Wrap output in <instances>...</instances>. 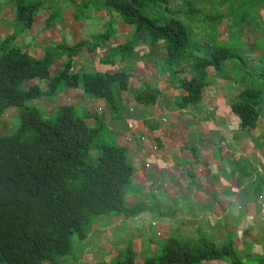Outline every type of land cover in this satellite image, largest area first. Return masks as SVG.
I'll use <instances>...</instances> for the list:
<instances>
[{
    "label": "crops",
    "instance_id": "obj_1",
    "mask_svg": "<svg viewBox=\"0 0 264 264\" xmlns=\"http://www.w3.org/2000/svg\"><path fill=\"white\" fill-rule=\"evenodd\" d=\"M60 1L61 15L44 0L31 26L20 30L15 3L0 0V40L18 30L12 44L43 58L57 44L92 41L112 30L94 50L84 48L71 57L60 50L49 71L55 74L70 59L75 73L124 72L128 84L119 91L117 109L88 96L81 85L60 86L40 103L47 112L64 103L82 106L89 124H102L105 138L126 148L134 173L125 201L145 209L94 219L90 230L102 233L89 239L95 252L80 261L111 262L125 239L132 242L134 264H143L144 250L157 254L170 238L200 244L201 249L212 243L224 251L227 245V250H235L237 264L247 257L264 261V0H169L189 33L185 56L178 61L168 56L166 41L125 23L100 0L97 8L91 0H69V5ZM82 7L87 8L85 14L77 10ZM51 14L55 17L47 27ZM125 44L133 47L108 59ZM221 47L229 48L233 57L220 69L207 66L199 101L178 106L187 92L181 79L197 77L193 59L210 57ZM46 83L33 79L27 85L38 84L44 91ZM134 89L152 90L157 100L137 102ZM245 90L260 97L259 115L251 127H241L232 109ZM87 236L80 239L82 244ZM98 253L101 259L95 260ZM227 258L230 254L221 252L198 264H231Z\"/></svg>",
    "mask_w": 264,
    "mask_h": 264
},
{
    "label": "trees",
    "instance_id": "obj_2",
    "mask_svg": "<svg viewBox=\"0 0 264 264\" xmlns=\"http://www.w3.org/2000/svg\"><path fill=\"white\" fill-rule=\"evenodd\" d=\"M10 1L15 3L22 25L19 29L23 30L31 26L44 0ZM98 3L118 13L125 23L166 41L168 56L173 61L184 58L189 33L183 21L174 16L176 12L168 6L169 0H100ZM158 3L169 14L164 22L147 14ZM54 17L51 14L46 19L47 27ZM16 33L18 30L0 40V115L15 108L20 122L16 130L0 131V264H65L62 260L71 249L72 235L79 239L86 237L97 216L135 215L145 209L142 205L126 204V185L131 182L134 169L126 148L100 139L102 124H89L86 112L83 117L73 104H61L53 116L46 117L32 102L43 95L53 96L60 86L81 85L88 96L102 98L116 110L119 91L126 89L128 78L124 72L75 73L70 70V59L50 75V65L59 57L60 50L70 57L84 48L94 50L107 41L112 34L110 29L92 41L72 46L57 44L43 58H35L14 46ZM132 47L133 44L120 45L107 57L110 59ZM231 57L232 51L221 47L210 57L194 58L197 77L181 79L187 92L178 106L199 101L206 84V67L220 69ZM31 79L48 80V88L44 91L38 85L25 88L24 83ZM133 93L140 103L152 104L157 100L152 90L134 89ZM259 99L257 93L245 90L232 105L241 127L255 124ZM124 245L118 247L113 261L97 264H134L132 242ZM201 246L170 238L157 254L145 255L143 264H198L221 254L212 243L207 249ZM228 248L225 245L222 252H228L231 264H237L235 250Z\"/></svg>",
    "mask_w": 264,
    "mask_h": 264
},
{
    "label": "rangeland",
    "instance_id": "obj_3",
    "mask_svg": "<svg viewBox=\"0 0 264 264\" xmlns=\"http://www.w3.org/2000/svg\"><path fill=\"white\" fill-rule=\"evenodd\" d=\"M68 3H67V5H69L71 2L69 1V0H66ZM91 1H93L92 3V5H93V7L94 8H97V5H98V3L96 2L97 0H91ZM171 2L173 1V0H170ZM47 2H48V4L49 5H51V7L53 8V10L55 11H60L59 12V15H61V12H62V7H63V1H60V0H47ZM89 6H91V4L89 5ZM77 10H78V12H84V14L87 12V8L86 7H82V8H77ZM14 11H15V8H14ZM147 14L150 16V17H153V18H157V17H159V21L160 22H164V21H166L167 20V17H168V13H166L165 11H164V5L162 4V3H158V4H156V5H154V8L152 9V10H147ZM15 15H16V11H15ZM58 15V16H59ZM16 17H17V15H16ZM18 19V18H17ZM18 27H21L22 25H20V23L17 25ZM229 69H227V71H228ZM27 86V85H26ZM26 86L24 85V87L26 88ZM81 87V86H80ZM32 103H35L39 108H40V110H41V113L44 115V116H46V117H51V116H53L54 115V112H47L44 108H42V105H41V103H37V101L35 100V101H33ZM76 111H77V113H79V114H81L83 117H85V112H83V108H82V106H80V105H78L77 107H76ZM0 120H1V122H0V131L2 132V133H8V132H10V130L11 131H13V130H16L17 129V127L19 126V115H18V113H17V109H15V108H9L6 112H5V114H2V115H0ZM1 123H3V124H1ZM101 131H103V136H101L102 135V132H101V135H100V139H102V140H105V141H107V142H110V140L109 139H107V138H105V134H106V132H105V130H103V128H101ZM98 136H99V134H98ZM109 137V136H108ZM130 186V183H128L127 185H126V191L128 190V187ZM133 186H135V184H133ZM125 197H126V194H125ZM108 217V215H105L104 216V218H107ZM97 218V217H96ZM95 218V219H96ZM106 221V220H105ZM90 231V232H89ZM88 232H89V235L87 236V240H86V242H85V244H82L81 243V241H80V239L77 237V235H72V245H71V249H70V251H69V253L66 255V257L62 260V262L63 263H65V264H71V263H73V262H75V261H77V263H79V264H83L84 262H81L80 261V257L81 256H88V255H91V254H93L94 252H95V249L93 248V246L91 245V243H89V239H91V238H93V237H95V235L96 234H99V233H102V232H99V233H92V231L90 230V229H88ZM117 232H115V234H116ZM210 241V240H209ZM126 242V240L125 239H123V241H122V243L124 244ZM122 244V246L121 247H125V245H123ZM117 247H119V246H117ZM209 247H211V246H209ZM143 251V250H142ZM216 251H218V252H222V248L219 246L218 247V250H216ZM103 253V252H102ZM103 254H105V253H103ZM142 258L144 259V256L145 255H148V252L146 251V250H144L143 252H142ZM100 255H99V253L97 254V255H95V260H98V259H101L100 257H99ZM256 259L255 260H253V259H251V258H249V257H247V258H245V263H243V264H247V263H251V264H257V263H259V262H261L262 264H264V261H263V258H261V257H255ZM114 259V258H113ZM113 259H111L110 261H113ZM228 260H232V258H227ZM249 259V260H248ZM59 261H60V259H59ZM248 261H250V262H248Z\"/></svg>",
    "mask_w": 264,
    "mask_h": 264
},
{
    "label": "clouds",
    "instance_id": "obj_4",
    "mask_svg": "<svg viewBox=\"0 0 264 264\" xmlns=\"http://www.w3.org/2000/svg\"><path fill=\"white\" fill-rule=\"evenodd\" d=\"M43 2H44V1H43ZM128 24H129V23H128ZM31 80H33V79H31ZM31 80H29V81H31ZM42 80H43V79H42ZM29 81L25 82L24 85H25V84L27 85V83H28ZM39 81H41V80H39ZM46 81H47L46 86H47V88H48V85H47V84H48V80H46ZM26 85H25V86H26ZM31 85H38V84H31ZM31 85H27L26 87H29V86H31ZM38 86H39V85H38ZM39 87H40V86H39ZM47 88H46V89H47ZM56 92H57V91H56ZM56 92H55V93H56ZM41 97H42V96H41ZM41 97H40V98H41ZM40 98L36 100L37 103H40ZM64 104H65V103H64ZM59 106H60V105H59ZM59 106H58V107H59ZM58 107H57V108H58ZM75 108H76V107H75ZM56 110H57V109H56ZM53 112H54V111H53ZM4 114H5V113H4ZM92 152H93V151H92ZM97 217H98V216H97ZM136 218H138V217H137V216H134V219H136ZM153 222H155V224H154ZM92 223H93V222H92ZM151 224H152V225H156V221H152ZM161 233H162V232L159 231L157 234H161ZM157 236H158V235H157Z\"/></svg>",
    "mask_w": 264,
    "mask_h": 264
},
{
    "label": "built area",
    "instance_id": "obj_5",
    "mask_svg": "<svg viewBox=\"0 0 264 264\" xmlns=\"http://www.w3.org/2000/svg\"><path fill=\"white\" fill-rule=\"evenodd\" d=\"M155 224V222H153Z\"/></svg>",
    "mask_w": 264,
    "mask_h": 264
}]
</instances>
